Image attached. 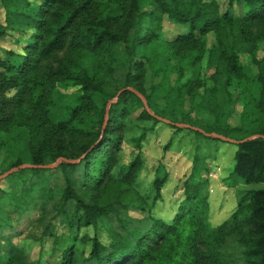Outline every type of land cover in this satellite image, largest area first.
<instances>
[{"label":"trees","instance_id":"obj_1","mask_svg":"<svg viewBox=\"0 0 264 264\" xmlns=\"http://www.w3.org/2000/svg\"><path fill=\"white\" fill-rule=\"evenodd\" d=\"M226 5L222 11L217 0H0V39L13 36L21 44L20 51L0 49V136L23 131L27 156L9 165H34L0 181L7 182L0 186V264H41L12 241L22 233L16 223L36 210L39 217L28 224L33 221L39 235L32 229L26 238L42 244L62 225L67 244L58 264H264V188L248 190L214 227L201 181L188 179L174 215L163 220L152 208L165 177L156 174L143 196L135 188L140 155L118 164L123 132L137 112L141 122L167 118L190 126L170 124L174 129L207 139L221 140L192 127L237 141L256 135L233 143V170L246 184L264 182V0ZM235 5L242 6L240 14L231 13ZM165 15L189 30L164 39ZM155 42L164 44L168 58L186 61L190 77L181 81L178 67L160 91L147 88L146 67L154 58L141 50ZM68 86L76 87L72 102L53 118L55 94ZM235 93L242 109L231 125ZM4 144L0 137V149ZM131 209L146 214L134 217ZM90 226L93 235L79 236ZM231 244L237 253L228 252Z\"/></svg>","mask_w":264,"mask_h":264},{"label":"rangeland","instance_id":"obj_2","mask_svg":"<svg viewBox=\"0 0 264 264\" xmlns=\"http://www.w3.org/2000/svg\"><path fill=\"white\" fill-rule=\"evenodd\" d=\"M221 10L227 7L226 0H217ZM241 5H235L231 13L240 14ZM4 11L0 6V22H3ZM189 24H178L172 22L166 15L163 16L161 36L164 39H171L177 34L186 33ZM209 45L213 41V35L208 34ZM263 45V44H261ZM20 43H16L13 36H5L0 39V49L10 48L20 51ZM264 46V45H263ZM121 46H118L120 49ZM151 55L154 62L146 67V87L156 85L158 91L166 86L170 80L176 77V69L182 67L184 77L181 81L190 77L191 69L185 67L188 63L180 60L179 57L169 56L162 42L152 43L147 49L141 50ZM1 53V52H0ZM258 57L263 55L262 48L257 51ZM244 63L251 65L245 56H241ZM200 74L205 72L204 62H202ZM253 70L256 69L251 65ZM242 91V87H240ZM76 87L68 86L59 88L55 94L52 117L60 116L63 109L70 105ZM234 111L228 118L231 125L239 123V115L242 109L241 95L235 93ZM137 112H134L128 126L123 132L122 147L119 156V166H126L134 157L139 154L141 157V169L136 179L135 188L143 196H147L151 191V181L156 174L165 177L164 184L160 189V197L153 205L152 212L157 218L170 220L175 209L183 199V188L185 181L192 179L193 183L201 181V191L207 196V220L212 226H217L226 220L235 210L241 196L248 190L264 188V182L246 184L242 177L234 172V154L236 145L223 140L205 138L196 134L190 129L176 130L170 124L163 121L151 125V122H141L136 120ZM135 125V126H134ZM143 129V130H142ZM21 132H11L1 134L4 146L0 149V175L10 170V161L17 155L26 157L24 151L23 136ZM26 160V159H25ZM26 163V161H25ZM24 164V163H23ZM16 170L12 171L15 172ZM7 177V176H6ZM0 178V181L4 178ZM16 178L10 179L15 182ZM7 182L2 181V187ZM130 215L141 217L146 212L138 209H131ZM39 217V212L33 211L30 220L35 222ZM28 219H22L16 223V229L22 233L12 238L15 243H23L32 259H38L41 264H58L60 253L67 244V234L64 233L62 225H57L54 234L44 237L42 244L37 240L26 238L27 233L32 231L34 222L28 224ZM33 223V224H32ZM40 228L34 229L39 235ZM93 235L94 230L90 227H83L79 230V236ZM99 237L103 242L109 241V236L104 230L99 231ZM81 246V245H80ZM234 244L228 248V252L237 253Z\"/></svg>","mask_w":264,"mask_h":264},{"label":"water","instance_id":"obj_3","mask_svg":"<svg viewBox=\"0 0 264 264\" xmlns=\"http://www.w3.org/2000/svg\"><path fill=\"white\" fill-rule=\"evenodd\" d=\"M128 89L131 90V91H133L136 95H138V96L140 97V99L142 100V102H143L144 105H145L146 110L149 111V108H148V106H147V104H146V100H145V98H144V97H143L138 91H135L133 88L129 87ZM121 91H122V89L119 90V91L116 93V95H115V97H114L113 99H111V100L108 101V103H107L108 106H109L111 103H113V102H115V101L117 100V98H118L119 94L121 93ZM159 119H160L161 121L167 123V124H173V125H175V126H177V127H182V126H187V127H188V126H189V125H186V124H183V123H179V122H172V121H170L169 119H167V118H163V117H159ZM106 120H107V114H105V117H104V123H103L102 129L104 128V125H105ZM189 127H190V126H189ZM192 129H193V130H199L201 133H203V134L206 135V136H210V137H214V138H219V139H221V140L228 141V142H231V143H241V142L246 141V140H251L252 138H254V137L256 136V135L248 136V137H246V138L243 139V140H238V141H237V140H234V139L226 138V137H224V136H222V135H219V134H217V133H214V132H209V133L204 132L203 130H201V129L197 128V127H192ZM58 161H59V160H56L53 164H49V165H45V166H46V167H53V166H55V165L58 163ZM32 166H34V165H32V164H30V163L20 164V165H18V166H16V167H13V168H11L10 170L6 171V172L3 173L2 175H0V178H3V177H6V176L10 175L11 172L14 171V170H18V169H22V168H27V167H32ZM38 166H41V165H38Z\"/></svg>","mask_w":264,"mask_h":264}]
</instances>
